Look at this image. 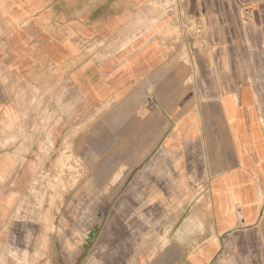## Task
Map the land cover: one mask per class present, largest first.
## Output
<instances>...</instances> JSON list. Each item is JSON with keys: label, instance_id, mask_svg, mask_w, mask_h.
Segmentation results:
<instances>
[{"label": "crops", "instance_id": "1", "mask_svg": "<svg viewBox=\"0 0 264 264\" xmlns=\"http://www.w3.org/2000/svg\"><path fill=\"white\" fill-rule=\"evenodd\" d=\"M164 1L0 0V264H264L257 30L178 40L225 7ZM72 129L85 176L49 231L26 201Z\"/></svg>", "mask_w": 264, "mask_h": 264}, {"label": "rangeland", "instance_id": "2", "mask_svg": "<svg viewBox=\"0 0 264 264\" xmlns=\"http://www.w3.org/2000/svg\"><path fill=\"white\" fill-rule=\"evenodd\" d=\"M174 2V4H171ZM222 2V6L225 7V11L221 14H199L188 15L187 17H178V40H181L187 34L196 35V40L206 37L207 25L213 23H220L225 31H220L221 34L225 33L227 38H233L234 29L242 28V32L245 35L250 33V30L256 29L258 33V53L259 58L264 56V0H219ZM224 2V4H223ZM167 3V4H166ZM173 7V10L179 7V0H166L163 2L164 7ZM258 9V10H257ZM224 9H221V11ZM205 26L202 27L201 25ZM252 25V26H251ZM213 28V26L211 27ZM251 28V29H250ZM199 30V31H198ZM216 33V32H215ZM199 35V36H198ZM225 36V37H226ZM253 40L250 42L254 43ZM199 44V43H198ZM216 45V44H215ZM245 46L243 41V55L248 57L250 55V45ZM233 48V47H232ZM229 48H226L228 50ZM217 50V46H209L208 54L211 60V67L217 69H229L220 62L215 63L213 61V53ZM33 104L35 118H48L49 112H45L43 116L42 112V96L40 91L33 90ZM50 115H52L50 113ZM51 117V116H50ZM73 130V131H72ZM69 135L66 136L65 142L59 151L47 160L43 172H39L34 175L32 179L31 191L29 192L30 198L27 203V214L29 218L37 222L36 226H43L45 230L53 231L57 229L58 223L56 222L57 215L61 213V206L65 202V199L69 194H73L74 183L80 181L85 176L83 175V165L80 159L76 156L73 147V136L77 129H72ZM74 130H76L74 132ZM5 127L3 132L5 133ZM79 187V186H78ZM21 205V203H20ZM26 205V204H25ZM55 225V228H54Z\"/></svg>", "mask_w": 264, "mask_h": 264}]
</instances>
